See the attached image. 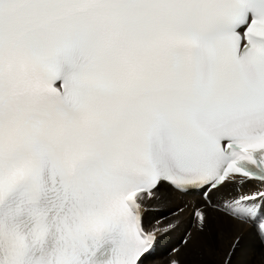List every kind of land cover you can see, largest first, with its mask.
<instances>
[{"label": "snow or ice", "instance_id": "1", "mask_svg": "<svg viewBox=\"0 0 264 264\" xmlns=\"http://www.w3.org/2000/svg\"><path fill=\"white\" fill-rule=\"evenodd\" d=\"M161 189L264 242V0H0V264H151Z\"/></svg>", "mask_w": 264, "mask_h": 264}, {"label": "bare ground", "instance_id": "2", "mask_svg": "<svg viewBox=\"0 0 264 264\" xmlns=\"http://www.w3.org/2000/svg\"><path fill=\"white\" fill-rule=\"evenodd\" d=\"M217 199L220 202L219 196ZM198 203L201 204V200ZM183 204L184 201L169 189H161L160 198L151 202V210L146 220L155 222L159 219L164 223L175 224L167 239L153 253L151 263L170 264L171 260L176 259L179 264H190L188 256L194 255L196 264H220L219 253L227 249L229 243L239 236L241 239L233 253L232 264H264V242L256 237L250 225L229 220L220 212L208 208L209 228L198 233L192 220V211L179 210ZM186 233V237L191 234V243L188 246L181 243ZM173 248L180 251L172 254L170 250Z\"/></svg>", "mask_w": 264, "mask_h": 264}, {"label": "rangeland", "instance_id": "3", "mask_svg": "<svg viewBox=\"0 0 264 264\" xmlns=\"http://www.w3.org/2000/svg\"><path fill=\"white\" fill-rule=\"evenodd\" d=\"M165 190H167V189H165ZM192 220H193V218H192ZM187 234H188V233H186V235L182 237V240H181V243H182V244H183V239L187 236ZM172 254H174V253H172ZM188 259H189V263H190V264H196V257H195L194 255H189V256H188ZM165 260H166V259H165ZM165 260H164V261H165ZM164 261H163V262H164ZM151 264H153V263H151ZM163 264H164V263H163Z\"/></svg>", "mask_w": 264, "mask_h": 264}]
</instances>
